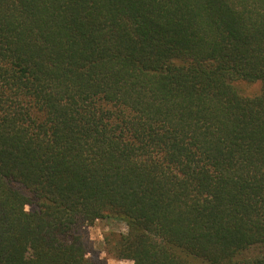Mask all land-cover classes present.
I'll use <instances>...</instances> for the list:
<instances>
[{
    "label": "trees",
    "instance_id": "trees-1",
    "mask_svg": "<svg viewBox=\"0 0 264 264\" xmlns=\"http://www.w3.org/2000/svg\"><path fill=\"white\" fill-rule=\"evenodd\" d=\"M105 220L133 264H264V0H0V264H96Z\"/></svg>",
    "mask_w": 264,
    "mask_h": 264
},
{
    "label": "rangeland",
    "instance_id": "rangeland-1",
    "mask_svg": "<svg viewBox=\"0 0 264 264\" xmlns=\"http://www.w3.org/2000/svg\"><path fill=\"white\" fill-rule=\"evenodd\" d=\"M239 87L246 94L257 93L260 84H239ZM126 231L124 224L117 220L97 221L93 226L85 230V244L87 249V258L96 264H133L132 261L116 259L109 253L110 243L106 242V238L112 235H122Z\"/></svg>",
    "mask_w": 264,
    "mask_h": 264
},
{
    "label": "clouds",
    "instance_id": "clouds-1",
    "mask_svg": "<svg viewBox=\"0 0 264 264\" xmlns=\"http://www.w3.org/2000/svg\"><path fill=\"white\" fill-rule=\"evenodd\" d=\"M28 210H29L28 206H27V205H25V206H24V211H26V212H27ZM110 264H115V262H110Z\"/></svg>",
    "mask_w": 264,
    "mask_h": 264
}]
</instances>
